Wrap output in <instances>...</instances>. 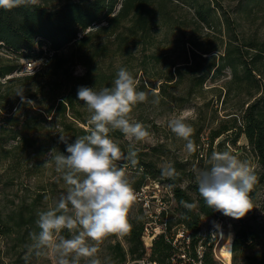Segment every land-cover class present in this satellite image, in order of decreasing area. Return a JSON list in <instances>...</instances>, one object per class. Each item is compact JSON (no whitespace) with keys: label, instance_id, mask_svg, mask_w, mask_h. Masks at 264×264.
Returning <instances> with one entry per match:
<instances>
[{"label":"rangeland","instance_id":"rangeland-1","mask_svg":"<svg viewBox=\"0 0 264 264\" xmlns=\"http://www.w3.org/2000/svg\"><path fill=\"white\" fill-rule=\"evenodd\" d=\"M63 1L37 0L49 7ZM161 1L169 21L165 22L161 18L153 21L147 41L138 39L127 50H123L118 40L104 33L92 40V44L105 48V53L97 58L96 67V71H101L105 79L90 88L99 91L107 87L108 83L112 87L118 70L125 67L138 81L137 90L148 93L147 101L135 105L130 116L133 121L143 123L152 134L151 137L144 142L129 140L125 136L121 139L111 138L114 142L134 145L143 158L151 159L158 167L164 162H171L178 171L193 177L194 167L205 169L209 166L208 159L213 151H231L240 159L249 161L255 173L264 171V166L258 162L243 134L230 129L213 137V131L220 124H231V116H240L248 94L254 91V87L247 84L245 72L241 68L239 75L243 80L239 89L230 82L232 73L228 67L209 69L211 60H218L230 41L241 45L250 41L264 43V0H213L221 19H215L211 25L197 22L193 17V9L184 0ZM189 38L208 52H200L202 57L188 59L185 51L190 48L187 42ZM245 48H248V53L244 55L251 62L256 51L254 48ZM0 55L6 56L3 48L0 49ZM13 57L17 58L20 69L7 77L17 78L32 73L23 69V56ZM46 61H42L41 65ZM262 62L259 60L256 64L264 68ZM178 68L182 73L181 78L176 75ZM171 72H175L174 79L167 81ZM73 73L84 74L85 67L77 64ZM202 73H206V77L203 83H198L194 78ZM47 74L44 72V76L48 77ZM257 78L261 81L262 76L257 75ZM44 79L38 77L34 86L41 85ZM30 83L31 80H15L11 86L13 89L24 88ZM153 93L159 99L158 104L153 103ZM44 100V95L38 92L35 102ZM35 102L32 100L29 105L22 106L20 112H30ZM75 114L76 118L68 117L65 123L68 129L64 132L58 120L46 116L40 131L31 132L32 137L27 141L29 145L23 142L15 145L16 142L12 140L4 145L5 151L0 153V216L2 223L11 228L10 232H6L5 227L0 230V264H53L51 258L36 256L29 250L32 243L30 234L39 231L36 224L38 214L54 207L60 196L66 194L67 185L62 174L55 171L54 163L48 167H44V164L54 148L68 155L66 145L60 142V136L68 138V143H74L76 139L72 138L70 128H77L78 137L86 135L79 128L88 126L91 114L83 101L79 100ZM177 116L183 117L194 129L192 139L197 150L191 155L185 150L186 142L168 127V121ZM144 170L129 166L127 175L137 194L129 216L144 222L142 240L146 250L147 244L164 229V222L174 221L178 212L166 178L150 179ZM161 210H165L164 217L161 216ZM214 223L209 219L204 226L213 227ZM236 227L257 230L258 233L249 240H245L240 233L239 246L233 250L231 243L230 260H223L226 264H245L247 259L264 252V182L258 185L252 209L245 217L234 219L225 216L222 236L226 238L231 231L234 237ZM174 228L177 225L172 230ZM62 235L70 238L67 230ZM117 241L127 249L124 237L119 235H110L99 244L98 255L103 264H122L120 249L115 246ZM217 250L216 253L212 251L211 264H225L219 259ZM81 264H85V261L81 260Z\"/></svg>","mask_w":264,"mask_h":264},{"label":"trees","instance_id":"trees-1","mask_svg":"<svg viewBox=\"0 0 264 264\" xmlns=\"http://www.w3.org/2000/svg\"><path fill=\"white\" fill-rule=\"evenodd\" d=\"M184 1L193 9V17L197 22L211 25L215 19L220 21L219 15L221 14L217 12L218 9L213 0ZM164 7L161 0H65L51 7L37 2L35 6H21L10 11L0 8V49L3 48L6 52V56L0 55V153L5 151L4 145L12 140L16 142L15 145L22 142L29 145L27 141L32 137L31 132L40 131V125L42 121H45L46 116L58 120L57 123L61 125L63 132L68 129L65 124L68 117H77L75 112L78 111L79 105L78 89L81 86L90 87L100 82L101 79H105L101 71H96L97 58L105 53V48L92 44L93 38L101 33L107 34L118 40L123 50H127L132 46L131 43L138 39L147 41L151 34L153 21L158 18L165 22L169 21ZM227 26H229L228 23ZM36 38H39L38 49L34 47ZM187 42L190 43V48L188 47L185 53L190 60L195 59L196 56L202 57L200 52H208L190 38ZM43 45L46 50L43 49ZM240 45L228 42L218 60H211L209 69L228 67L232 73L230 82L239 89L242 87L241 81L243 80L239 75V68H241L245 72L244 77L247 84L253 86L254 91L248 94L240 116H231V124L227 122L220 124L219 128L213 131V137L235 129L237 134L245 136L258 162L264 166V68L256 64L259 60L264 61V43L255 44L250 41ZM245 47L254 48L256 51L253 53L251 62L244 55L248 53V48ZM65 49L68 51L65 52ZM13 55H21L23 59L45 57L47 61L32 73L17 78L7 77L20 69L17 58ZM77 64L85 67L84 74L73 73V68ZM44 72L48 73V77L44 76ZM176 75L180 78L182 76L179 68ZM257 75L262 76V82L258 80ZM174 76L175 72H171L166 80L171 81ZM38 77L45 79L41 85L35 87L34 84ZM205 77L206 73H202L194 79L198 83H203ZM15 80H31V83L24 88L13 89L11 83ZM107 87L111 85L108 83ZM38 92L44 95L43 102H35ZM32 100L35 105L32 106L31 111L20 112V108L29 105ZM70 129L73 132L72 138L76 139L79 136L75 130L77 128ZM79 129L82 133L88 134L84 128ZM123 136L119 130L110 132V137L116 139H121ZM115 142L127 155L132 145ZM137 158V168L145 169L150 179L158 180L162 177L161 167H158L151 159L143 158L139 150ZM178 172L180 175L176 180L165 179L167 185L175 184L171 192L178 216L174 221H165L164 229L153 237L149 257L161 264H173L171 257L175 249L172 245V238L178 226L182 225L190 231L191 251L194 250L199 240H202L205 248L204 260L206 264H211L215 241L209 237L202 239L201 218L218 217L223 220L225 216L204 204L198 193L195 177L184 171ZM255 175L257 183L249 193L252 203L258 185L264 182V171L255 173ZM185 182L188 184L185 185ZM181 200L195 204V207L189 210L180 204ZM164 214L165 210H161L162 217ZM129 222L131 229L123 236L127 249L121 246L120 241L115 244L120 249L122 264L127 259L137 260L145 254L142 240L144 222L130 216ZM174 225H177V228L172 230ZM1 227H5L6 232L11 231L7 224L2 223L0 216V230ZM240 233L245 240H249L258 232L253 229L241 230L236 227L232 242L233 250L239 246ZM224 240L225 237L222 236L217 248ZM245 264H264V252L247 259Z\"/></svg>","mask_w":264,"mask_h":264},{"label":"clouds","instance_id":"clouds-1","mask_svg":"<svg viewBox=\"0 0 264 264\" xmlns=\"http://www.w3.org/2000/svg\"><path fill=\"white\" fill-rule=\"evenodd\" d=\"M37 0H0V8L12 10L35 6ZM138 81L125 67H121L112 87L99 91L81 86L77 97L84 102L90 119L88 133L66 145L68 155L51 150L44 167L54 163L67 185L55 206L38 214V232L30 234L29 250L36 256L51 258L53 264H103L99 258V244L110 235H126L130 229L129 212L137 194L127 175L129 166L136 168L138 149L129 147L127 155L110 137L119 130L129 140L147 141L151 133L141 122L133 121L130 113L138 103L146 102L148 93L138 91ZM153 103L158 104L156 94ZM23 99V97H22ZM168 127L183 139L186 152L191 155L197 147L192 139L194 129L184 118L168 121ZM208 167H194L197 189L204 204L225 216L241 219L252 209L249 193L257 183V176L249 161L231 151H213ZM161 175L176 180L180 173L171 162L161 165ZM169 190L175 184L167 186ZM180 204L191 210L195 204L184 200ZM67 230L70 238L62 235Z\"/></svg>","mask_w":264,"mask_h":264},{"label":"built area","instance_id":"built-area-1","mask_svg":"<svg viewBox=\"0 0 264 264\" xmlns=\"http://www.w3.org/2000/svg\"><path fill=\"white\" fill-rule=\"evenodd\" d=\"M38 41H39V38H36L35 43H34V47L36 49L39 48ZM42 47L44 50H46V47L44 45ZM44 60H45V57L26 58L23 60V69L25 70V72H34L40 67L42 61ZM201 219H202L201 221L202 239L209 237L211 240H214L215 242H214V247L212 251L216 253L217 244L222 238L223 220L218 217L217 218L202 217ZM209 219L215 222L213 227L211 225L209 227H206V225L204 226V223H206ZM151 238H150V241H151ZM190 241H191L190 231H188L184 226L178 227L176 233L174 234L172 238V245L174 246V249H175L171 257L173 264H206L204 260L205 248H204V245L202 244V240H199L198 244L195 246L193 251H191ZM150 245H151V242L147 244L144 256H142L141 258L137 260L127 259L124 264H161L158 261L151 259L149 257Z\"/></svg>","mask_w":264,"mask_h":264},{"label":"bare ground","instance_id":"bare-ground-1","mask_svg":"<svg viewBox=\"0 0 264 264\" xmlns=\"http://www.w3.org/2000/svg\"><path fill=\"white\" fill-rule=\"evenodd\" d=\"M233 239V234L230 231L223 243L219 246L217 252L221 260H230V247Z\"/></svg>","mask_w":264,"mask_h":264}]
</instances>
